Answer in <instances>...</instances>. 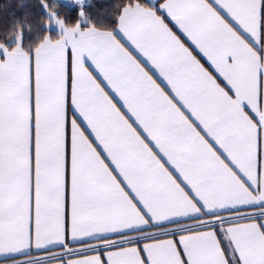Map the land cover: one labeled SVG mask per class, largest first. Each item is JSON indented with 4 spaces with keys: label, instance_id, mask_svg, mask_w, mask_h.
Segmentation results:
<instances>
[{
    "label": "snow or ice",
    "instance_id": "snow-or-ice-1",
    "mask_svg": "<svg viewBox=\"0 0 264 264\" xmlns=\"http://www.w3.org/2000/svg\"><path fill=\"white\" fill-rule=\"evenodd\" d=\"M264 264V0H0V264Z\"/></svg>",
    "mask_w": 264,
    "mask_h": 264
},
{
    "label": "crops",
    "instance_id": "crops-1",
    "mask_svg": "<svg viewBox=\"0 0 264 264\" xmlns=\"http://www.w3.org/2000/svg\"><path fill=\"white\" fill-rule=\"evenodd\" d=\"M10 264H16V261L15 260H12L11 258H9L8 260L5 261V264L9 263ZM42 264H48L47 261H43Z\"/></svg>",
    "mask_w": 264,
    "mask_h": 264
},
{
    "label": "rangeland",
    "instance_id": "rangeland-1",
    "mask_svg": "<svg viewBox=\"0 0 264 264\" xmlns=\"http://www.w3.org/2000/svg\"><path fill=\"white\" fill-rule=\"evenodd\" d=\"M7 264H10V262H9V263H7Z\"/></svg>",
    "mask_w": 264,
    "mask_h": 264
}]
</instances>
